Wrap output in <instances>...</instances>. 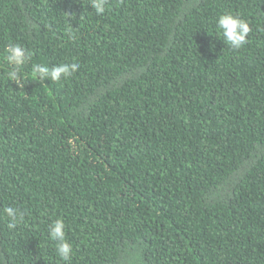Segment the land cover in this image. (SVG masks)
<instances>
[{
    "label": "trees",
    "instance_id": "trees-1",
    "mask_svg": "<svg viewBox=\"0 0 264 264\" xmlns=\"http://www.w3.org/2000/svg\"><path fill=\"white\" fill-rule=\"evenodd\" d=\"M10 42L80 67L15 85ZM58 218L70 264H264V0H0V264H64Z\"/></svg>",
    "mask_w": 264,
    "mask_h": 264
},
{
    "label": "clouds",
    "instance_id": "clouds-1",
    "mask_svg": "<svg viewBox=\"0 0 264 264\" xmlns=\"http://www.w3.org/2000/svg\"><path fill=\"white\" fill-rule=\"evenodd\" d=\"M108 0H90V7L95 14L102 15L105 12ZM216 29L218 34L223 38L227 47L236 50L247 42V36L251 31L249 24L238 14L230 12L220 14L216 19ZM3 61L7 64L6 78L15 85H22L23 80H37L41 83L44 81L60 82L67 80L80 67L79 63H59L51 67L45 63H32L33 53L20 45L19 43H8L4 48ZM30 71L25 73L23 69L28 68ZM7 217L9 229L16 228L24 222L25 212L20 208L7 206L3 209ZM66 225L62 219H56L48 229L49 239L56 243V253L64 264H70L73 255L72 244L66 238Z\"/></svg>",
    "mask_w": 264,
    "mask_h": 264
}]
</instances>
